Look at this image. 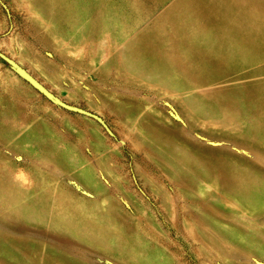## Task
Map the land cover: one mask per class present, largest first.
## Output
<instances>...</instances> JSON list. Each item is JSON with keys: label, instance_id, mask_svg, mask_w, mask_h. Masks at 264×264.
<instances>
[{"label": "rangeland", "instance_id": "374dc122", "mask_svg": "<svg viewBox=\"0 0 264 264\" xmlns=\"http://www.w3.org/2000/svg\"><path fill=\"white\" fill-rule=\"evenodd\" d=\"M0 264H264V0H0Z\"/></svg>", "mask_w": 264, "mask_h": 264}, {"label": "water", "instance_id": "95a60500", "mask_svg": "<svg viewBox=\"0 0 264 264\" xmlns=\"http://www.w3.org/2000/svg\"><path fill=\"white\" fill-rule=\"evenodd\" d=\"M0 57L5 60L14 70L17 71L19 76H21L24 80H26L28 83H30L36 90H38L40 93H42L47 99H49L51 102L55 103L56 105L65 108L67 110L73 111V112H78L81 114H84L86 116H89L91 118H94L104 124L103 120L83 109L77 106L70 105L60 98H58L55 94H53L49 89H47L40 81H38L33 75H31L27 70H25L22 66H20L17 62L6 56L5 54L0 52Z\"/></svg>", "mask_w": 264, "mask_h": 264}]
</instances>
